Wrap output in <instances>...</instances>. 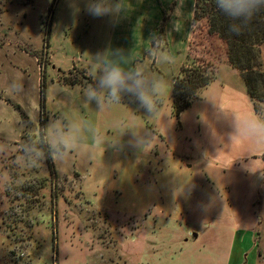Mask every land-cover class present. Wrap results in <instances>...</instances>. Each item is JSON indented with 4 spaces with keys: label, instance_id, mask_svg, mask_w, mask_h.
<instances>
[{
    "label": "rangeland",
    "instance_id": "obj_1",
    "mask_svg": "<svg viewBox=\"0 0 264 264\" xmlns=\"http://www.w3.org/2000/svg\"><path fill=\"white\" fill-rule=\"evenodd\" d=\"M195 1L122 0L113 19L89 16L87 0H0V264H264V144L238 135L264 101L256 111L222 41L189 27ZM169 3L175 16L158 8ZM164 17L185 40L158 31ZM157 44L168 62L152 59ZM112 48L163 81L155 116L131 97L85 103L95 55ZM261 58L264 72V46ZM202 63L215 80L176 117L173 83ZM54 120L84 130L79 151L22 161L26 143L47 153ZM135 128L153 133L143 149Z\"/></svg>",
    "mask_w": 264,
    "mask_h": 264
},
{
    "label": "clouds",
    "instance_id": "obj_2",
    "mask_svg": "<svg viewBox=\"0 0 264 264\" xmlns=\"http://www.w3.org/2000/svg\"><path fill=\"white\" fill-rule=\"evenodd\" d=\"M218 11L231 23L228 30L233 34H240L252 18L261 10H264V0H215ZM124 11L122 0H87L86 12L93 18L110 17L116 19ZM150 40H158L153 34ZM97 53L96 64L93 66V80L83 89V97L86 104L95 105L99 111H104L113 104L121 103L125 97L134 98V102L148 116H155L158 111V96L163 89V81L154 75H150L143 67L126 66L122 49ZM153 60L164 63L171 57L161 50L159 45L150 49ZM10 90L15 94L24 92L22 81H12ZM91 127V126H90ZM50 130V139L47 142V153L30 143L21 148L22 156L35 157L32 164L45 159L64 163L74 151H79L80 141L84 139L83 129L79 125H71V131H65V125L61 120L50 121L46 127ZM77 133V134H74ZM238 135L247 137L256 143L264 144V119L255 117L243 122L238 127ZM96 143L101 139L98 135L92 136ZM153 133L147 129L135 128L131 147L143 149L152 142Z\"/></svg>",
    "mask_w": 264,
    "mask_h": 264
},
{
    "label": "trees",
    "instance_id": "obj_3",
    "mask_svg": "<svg viewBox=\"0 0 264 264\" xmlns=\"http://www.w3.org/2000/svg\"><path fill=\"white\" fill-rule=\"evenodd\" d=\"M51 12L53 7H51ZM166 22L164 18L163 23ZM192 23L194 29L204 33L205 39L212 44L214 39L223 42L229 65L239 71L245 81L247 93L254 109L264 101V72L262 67V47L264 46V10L258 12L241 29L240 34L230 33L231 23L216 8L215 0H196ZM161 32H164L162 24ZM210 64L184 66L176 77L172 88V108L176 117L188 109L200 91L215 80ZM44 87L41 85V102L44 104Z\"/></svg>",
    "mask_w": 264,
    "mask_h": 264
},
{
    "label": "crops",
    "instance_id": "obj_4",
    "mask_svg": "<svg viewBox=\"0 0 264 264\" xmlns=\"http://www.w3.org/2000/svg\"><path fill=\"white\" fill-rule=\"evenodd\" d=\"M173 2V1H172ZM171 2V3H172ZM171 3H169V4H167V6H158V8L161 10V8H162V10L164 9V10H167V11H172V14L175 16V14H177V13H175L176 12V10H179V8H176L177 6H178V4L176 5V4H172L173 5V7H171L172 5H171ZM186 3V2H185ZM187 4V3H186ZM160 5V4H159ZM194 6H195V4H194ZM189 8H190V10H192L193 9V12H191L190 13V21H189V27H191L192 26V21H191V18H192V20H193V14H194V7L190 4L189 5ZM165 19H166V17H164ZM164 18L162 19V22H160L159 23V27H160V30H158V31H160L161 32V28H162V24H163V26H164V34H166L167 35V38H168V36L170 37V35L172 34V36H176V37H184V40L186 39V36L188 35V30H189V28L187 27L186 28V26L184 25H182L181 23H182V21H179V20H177L175 17H173V19H175V24H180L179 25V29H178V31H179V33H177V30H176V28H174L175 27V25H172V27L170 26L169 28H167L168 29V31H166V27H168V25H167V22H165V23H163V21H164ZM190 24H191V26H190ZM170 29V30H169ZM181 29V30H180ZM170 32V33H169ZM172 38H174V37H172ZM170 40H172L171 38H169ZM176 39V38H175ZM177 41H181V39L180 40H177ZM177 41H176V43H177ZM112 50H114L113 48H112ZM127 53H124V56L126 55Z\"/></svg>",
    "mask_w": 264,
    "mask_h": 264
}]
</instances>
